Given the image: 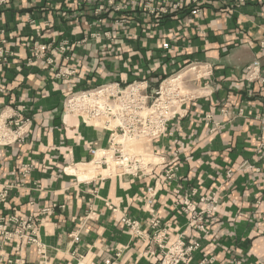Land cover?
I'll return each instance as SVG.
<instances>
[{
	"label": "crops",
	"instance_id": "crops-1",
	"mask_svg": "<svg viewBox=\"0 0 264 264\" xmlns=\"http://www.w3.org/2000/svg\"><path fill=\"white\" fill-rule=\"evenodd\" d=\"M198 6L193 13L182 3L165 17L139 7L129 14L127 37L103 48L95 40L76 43L89 29L87 15L61 16L77 9L76 0L0 4V39L14 53L4 72L0 113L21 110L31 119L22 140L0 144V189L10 185L8 200L0 201V225L10 232L20 227L13 218L33 217L40 243L7 240L1 230L0 264H153L146 243L121 222L124 215L141 220L144 231L160 218L169 242L180 234L198 239L191 264L206 257L212 258L208 264H264V82L244 80L256 59L264 74V0H201ZM54 39H67L72 48L65 54L48 50L51 65L46 57L29 62L33 41ZM165 41L171 43L167 51ZM67 64H75L78 75L56 78ZM195 64L206 74L189 76L179 114L145 147L154 170L138 177L86 175L90 148L106 147L109 131L66 113L65 97L100 82L126 84L144 71L152 73L151 90L170 72ZM26 165L31 169L24 177ZM169 168L174 177L167 180ZM148 187H154L152 203ZM210 193L219 207L205 235L190 223L185 200L199 211Z\"/></svg>",
	"mask_w": 264,
	"mask_h": 264
},
{
	"label": "built area",
	"instance_id": "built-area-1",
	"mask_svg": "<svg viewBox=\"0 0 264 264\" xmlns=\"http://www.w3.org/2000/svg\"><path fill=\"white\" fill-rule=\"evenodd\" d=\"M159 1L162 4H159ZM170 0H76L77 9L73 11L65 10L61 16L75 17L87 15L89 19V29L76 43L84 44L88 40H95L101 43L103 48L111 47L116 40L127 37L126 26L131 24L129 14L142 7L146 14H157L164 16L170 14L172 10L178 9L182 3L193 6V13H199L198 6L201 0H180L171 7L166 4ZM226 3L233 4L243 0H224ZM7 0H0V4H6ZM264 16V15H263ZM165 17V16H164ZM31 23H35L32 19ZM47 25L51 21L46 22ZM39 31V29H37ZM6 39H0V93L7 92L4 72L10 64L13 51L6 46ZM264 47V42L262 43ZM72 48V43L67 39H54L50 42L40 43L33 41L30 45L29 62L34 59L46 57L48 63L54 64V57L47 56V51L53 49L56 53L65 54ZM164 50L171 48V43L165 41L162 44ZM68 59L69 56H67ZM54 68V67H53ZM193 70L199 68V75L206 74L203 66L192 65ZM190 68V69H191ZM185 67L170 72L164 77L154 89H149V71H144L140 77L122 84L120 81L111 80L100 82L87 88H82L68 94L63 103L66 113L77 116L85 123L94 122L102 124L101 127L109 131V141L106 147H91L89 153L91 162L102 169L108 171L107 176H130L138 177L149 174L154 170V164L146 161L145 158L126 148L125 143L129 138H145L149 141L157 140L167 132V127L171 120L179 114L183 102L187 99L188 93L182 91L179 81L180 72ZM78 67L75 64L62 65L55 71V77L65 79L69 76L78 75ZM140 73V72H139ZM244 80L253 83L257 80L264 82L262 63L254 60L246 67ZM24 107V106H23ZM22 107V109H24ZM227 114V111H224ZM31 119L22 115L21 110L12 113H0V144H11L22 140L23 135L29 130ZM259 155L264 159V142L261 145ZM31 166H24L22 169L25 177ZM162 176V175H161ZM167 180L174 177V170L169 168L163 175ZM10 185H3L0 189V201L8 200ZM150 203L153 202L154 187H148ZM205 206L197 210L196 204L188 199L185 200V211L191 213V224L197 227L199 232L207 235L208 223L211 216L217 211L219 204L213 193L201 198ZM20 227L10 232L4 231L0 225V231L4 234V239L11 240L17 236L29 243H37L39 240L33 227L34 218L18 220ZM121 222L133 231L138 239L146 243L144 253L155 256L153 264H191L192 255L201 247L198 239L190 241L185 239L184 234L169 242V229L162 226L160 218L154 216L151 219L150 231L142 230L143 222L131 218L128 215L121 217ZM73 241L80 240V232L77 230L72 233ZM212 258H203L198 264H208ZM105 264H111V260H105Z\"/></svg>",
	"mask_w": 264,
	"mask_h": 264
},
{
	"label": "rangeland",
	"instance_id": "rangeland-1",
	"mask_svg": "<svg viewBox=\"0 0 264 264\" xmlns=\"http://www.w3.org/2000/svg\"><path fill=\"white\" fill-rule=\"evenodd\" d=\"M191 67L192 66L187 67V68H185L184 70H182L180 72V74H182V73H184L186 71L188 72V73H186L187 75H182L179 78V81L181 82V85H182V91L185 92V93L188 92L187 87H186V83L189 80V76L197 77V78L200 76L199 73H198L200 71L199 68H196V69L191 70L189 72L188 70ZM101 125L102 124H99V126H101ZM148 144H149V140H147L145 138H129V140L125 143L127 149H129L131 152H135L137 154L142 155L145 158L146 161L150 160L149 155H148L149 152L147 150H145V147ZM90 168H91V170H90ZM86 170H88V171L90 170L89 172L93 171L91 173H88V174H91V175H95L100 170H101V172H103V175H108L109 174L108 171L104 172V169H102L100 167H97L94 164L87 166ZM88 174H86V175H88ZM112 176H115V175H112Z\"/></svg>",
	"mask_w": 264,
	"mask_h": 264
},
{
	"label": "bare ground",
	"instance_id": "bare-ground-1",
	"mask_svg": "<svg viewBox=\"0 0 264 264\" xmlns=\"http://www.w3.org/2000/svg\"><path fill=\"white\" fill-rule=\"evenodd\" d=\"M192 69H193V68H192ZM186 73H188V72L186 71V72L182 73L180 76H182V75H186ZM90 170H91V168H90ZM90 170H89V171H90ZM68 171L73 172V173H78V172H79V170H78L77 168H68ZM89 171L86 170L85 173L88 174V173L93 172V171H91V172H89ZM99 172H101V170H100ZM104 172H106L105 169H104ZM101 173L103 174V172H101ZM88 175H89V174H88ZM82 176H83V175H82Z\"/></svg>",
	"mask_w": 264,
	"mask_h": 264
}]
</instances>
